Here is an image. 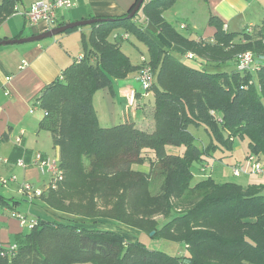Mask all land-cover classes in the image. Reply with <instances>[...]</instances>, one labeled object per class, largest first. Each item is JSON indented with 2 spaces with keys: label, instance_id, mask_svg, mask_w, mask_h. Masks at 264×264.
<instances>
[{
  "label": "trees",
  "instance_id": "trees-1",
  "mask_svg": "<svg viewBox=\"0 0 264 264\" xmlns=\"http://www.w3.org/2000/svg\"><path fill=\"white\" fill-rule=\"evenodd\" d=\"M177 1L145 0L132 19L127 17L136 5L128 14L100 18L84 42L83 59L38 97L36 106L45 113L40 129L60 150L64 179L52 188L49 178L42 196L28 201L42 199L57 213L53 219L36 216L37 226L19 237L16 251L0 246V264H264V184L243 187L211 176L193 184V164L203 166L212 149L231 148L235 138L248 139L247 158L264 159V21L229 32L212 16L214 37L194 40L163 16ZM19 2L0 0V26L17 14ZM141 17L181 54L193 53L201 67L155 41ZM125 35L147 46L139 64L123 50ZM225 48L251 51L258 70H239L237 56L209 60ZM145 66L154 73L147 91L155 99L153 130L135 122L101 127L95 94ZM192 126L205 127L208 147ZM171 145L183 153H171ZM144 163L149 172L137 168ZM100 220L114 225L100 227ZM128 228L183 243L186 254L172 257L129 241Z\"/></svg>",
  "mask_w": 264,
  "mask_h": 264
},
{
  "label": "crops",
  "instance_id": "crops-1",
  "mask_svg": "<svg viewBox=\"0 0 264 264\" xmlns=\"http://www.w3.org/2000/svg\"><path fill=\"white\" fill-rule=\"evenodd\" d=\"M37 1L20 0L19 13L9 17L0 26V41L39 36L70 23L122 16L128 14L139 0H77L75 8L57 12L56 22L51 24L40 22L30 25L23 13ZM196 1L195 12L193 11L194 6L190 5L192 10L187 8L186 13L195 14L197 12L199 17L206 21L204 34L196 39L191 37L199 28L198 23L191 28L185 24L181 25L182 29L185 26L189 32L185 36L194 40L214 37L216 30L209 25L212 16L219 17L229 32H239L236 30H241V28H245V31L257 26L259 24H255V21L259 16L264 17V0ZM200 3L202 7L198 12L196 9ZM141 21L145 24L147 33L155 41L160 44L167 43L174 51L184 52L182 48L165 40L151 23ZM75 39L79 40V47L76 50H74ZM86 41H89L88 35L78 29L64 33L60 39L51 37L38 42L0 46V157L9 161L8 164L0 162V178L16 176L18 183L28 182L37 188L47 185L48 182L45 180L49 177L42 175L37 167L31 165L28 168H21L17 165V161L24 159L27 163H31L37 153L46 157L51 153L47 138L40 133L42 119L33 108L44 89L59 80L64 69L84 55L81 53V42L84 45ZM137 74L138 72H134L125 79L114 80L112 88L102 89L95 94L94 107L97 108L98 116L101 110L103 113L99 116V122L103 120L108 127L125 122H135L138 126L142 123L143 119L138 121L137 118L131 117L132 112L127 103L131 89H136L139 93L140 109L146 101L145 92L139 91L137 87L140 86L135 80ZM152 122L154 125V120ZM17 139L21 141L17 142ZM55 151L56 155L53 158H59V148L55 147ZM0 197V246L10 249L17 246L19 237L27 232L21 226L16 214L34 216L31 215L33 206L19 195L18 184H12L6 189L0 187ZM5 200L8 202L5 203ZM24 202L28 204H26L27 208L25 204H21ZM35 202L44 203L42 199ZM131 231L138 232L137 230Z\"/></svg>",
  "mask_w": 264,
  "mask_h": 264
},
{
  "label": "rangeland",
  "instance_id": "rangeland-1",
  "mask_svg": "<svg viewBox=\"0 0 264 264\" xmlns=\"http://www.w3.org/2000/svg\"><path fill=\"white\" fill-rule=\"evenodd\" d=\"M190 5L194 6L193 11L195 12V8L197 7V1L196 0H194L192 2H189L188 0H183V1L179 0L175 3V5L172 8H170L169 10H167L164 13V18H166V20L170 24H172V26L183 35H188L189 32L185 28V26L183 29L181 28L182 24L188 25L191 28L195 25V23H198L199 28L197 29L196 33H194L191 36V37L196 39V38H198L204 34L205 27L207 24H206L205 20L203 21L201 19V17H199L197 12L195 14H187L186 13V11L188 9L192 10ZM20 7H22V6L20 5ZM201 7L202 6L200 3V5L196 9V11L199 12ZM140 16H142V11L139 14V17ZM263 18L264 17L259 16V18L255 21V24L260 25L262 23ZM141 20H143L142 17L139 18L140 22H142ZM92 27H93V25H87V26L81 27V29H80L88 35V39H89V35L91 33L90 29H92ZM244 29L245 28H241V30H236V31L243 32ZM61 36H64V34L57 35L53 38H55V39L59 38L60 39ZM78 41H79L78 39L74 40V46H75L74 50H76V48L79 47ZM81 49H82L81 53L84 54L85 47L83 45V42H81ZM123 50L127 54H129V56L131 57V59L134 63H139L141 61V58L148 56L146 44L144 42H142L141 40H139L134 35H131L130 39H124ZM222 50H223V52L221 54H219L218 56L211 57V58L209 57V60H218L220 58H224L222 60H225V59L227 60V58H229V57L231 58L233 56H237V58H239V57H242L248 53L253 54L251 51L238 52L239 51L238 48H235L234 50L225 48ZM176 54L183 61L188 62L190 65H192L194 67H201L198 60L186 59V57L183 54H181L180 52H176ZM75 55L76 54H74V56ZM204 59H207V58H204ZM74 63L75 62H73L72 64H74ZM72 64L67 66L65 69L69 68ZM230 68L235 69L236 66L231 64V66H229V69ZM137 84L140 85L139 83H137ZM137 87L139 88V91L143 92L141 85L137 86ZM154 102H155V99H154L153 94L149 93V95L147 96L146 101L144 102V105L142 106L141 109H140V106H138V108L136 110L129 108L132 112L131 113L132 118L133 117L135 119L137 118L138 121H139V119H143L142 123L139 124V126H138V124H136L138 127L141 126L140 128L143 130H153V122L152 121L154 120L153 119ZM33 109L37 114H39L38 116L41 119H43L45 117L44 111L40 107L34 106ZM96 111H97V108H96ZM99 113H100L99 116L103 115L102 110ZM99 116L97 114L98 119H99ZM129 121H132V120H129ZM151 122H152V124H151ZM99 124L101 125V127H108V125L105 122H103V120H102V122H99ZM190 131L198 138L199 144L203 148H206L209 146L210 135H209L208 131L205 129V127L192 126V127H190ZM40 133H42L44 138L45 137L47 138L48 144L50 145V149H51L50 152L51 153L48 154V157L53 158V156L56 155V151H55V147H54V143H53L51 133L46 131V130H42V131H40ZM248 144H249V141L247 138L238 137V138H235V140L233 141L231 148L226 147V145L222 144V148L212 149L210 151V154L205 156V160L203 161V166L201 163H194L193 164V172L195 173V177L193 179V184L203 180L205 177H208V176H211L216 182L222 183V182L230 181V182L238 183V184L242 185L243 187H249V186L255 185V184L256 185L264 184V174L249 172V173L237 176V177L232 174V166L233 165H236L237 163H240V164H247L248 163V161H249L247 158ZM168 150L174 154H181V153H183L184 148L171 145L168 147ZM260 162L264 167V159L263 158H261ZM137 168L143 172H149L150 171V165L147 163H144L140 166H137ZM45 181L48 182L49 180L46 179ZM0 187L6 189V187L2 186L1 184H0ZM153 191H154V189H153ZM24 201L29 202L27 199H25ZM25 202L21 203V204L26 205L27 203H25ZM27 205L25 208H27ZM30 205L33 206L31 215H34V216L38 215V216L43 217L44 219H48V218L53 219L56 217L57 210L54 208H49L45 203L41 204V202H38V203L35 202V203H30ZM158 220L160 222L164 221L163 217H159ZM104 221L105 220H102V221L100 220L99 221L100 223H97L98 226L104 227L107 225L109 227L111 225H114L113 222H112L113 224H111V222H107V221L104 222ZM82 222H83V220L81 221V223ZM88 225L94 226V224L90 223V222L88 223ZM131 230H133V229L128 228V230L123 231V232H125L126 239L129 241L139 240L148 249L153 250V251H160V252L165 253V254L172 256V257H182L186 254V248H185L183 243L171 242V241H168L165 239L157 238L153 235L154 232L149 234L147 232H142V231L133 232ZM16 250H17V248L15 249V251Z\"/></svg>",
  "mask_w": 264,
  "mask_h": 264
},
{
  "label": "built area",
  "instance_id": "built-area-1",
  "mask_svg": "<svg viewBox=\"0 0 264 264\" xmlns=\"http://www.w3.org/2000/svg\"><path fill=\"white\" fill-rule=\"evenodd\" d=\"M77 6V0H38L35 2L31 8L23 13L27 22L30 25H35L40 22L54 23L57 20V12L59 10H69ZM17 13L19 9L17 8ZM122 39H128V36L125 35ZM186 59L193 60L195 55L193 53H188L185 55ZM83 59V56H80L76 62H80ZM144 59V58H143ZM239 62L237 67L242 71H256L258 70L254 67V56L253 54H245L242 57L238 58ZM135 80L142 86L143 91L145 92L144 97H147L148 89L151 87L154 81V73L151 67H143L135 77ZM128 107L130 109L136 110L139 106V93L136 89H131L128 96ZM21 139H17V142H20ZM247 164L237 163L232 166V174L234 176H240L246 173H259L264 174V167L260 162V159L257 156L248 157ZM0 162L8 164L7 159H2L0 157ZM59 158H49L40 153H37L31 163H27L24 159L17 161V165L21 168H28L31 165L38 168L40 173L44 176H49L50 185L52 188H56L57 184L63 181L64 173L60 168ZM0 184L4 187H9L12 184H18V193L20 196L27 200H34L40 198L43 194L41 188L35 187L33 184L28 182L18 183L16 176H11L10 178H0ZM16 217L18 218L21 226L26 230H32L38 224V218L36 216H27L21 213H17ZM17 246L11 247L9 250L11 252L15 251Z\"/></svg>",
  "mask_w": 264,
  "mask_h": 264
},
{
  "label": "water",
  "instance_id": "water-1",
  "mask_svg": "<svg viewBox=\"0 0 264 264\" xmlns=\"http://www.w3.org/2000/svg\"><path fill=\"white\" fill-rule=\"evenodd\" d=\"M145 0H139L134 7V9L131 11V13L128 15V19H132L141 9L143 3ZM99 21H102V19H93L88 21H82V22H76V23H70L63 26H59L47 33L41 34L39 36H34L31 38H25V39H15V40H3L0 41V46H6V45H13V44H22L26 42H38L47 38L55 37L60 34H64L68 31L81 28L87 25H93Z\"/></svg>",
  "mask_w": 264,
  "mask_h": 264
}]
</instances>
